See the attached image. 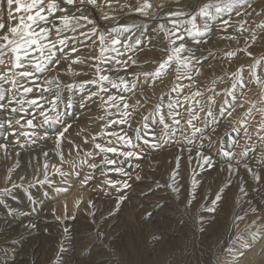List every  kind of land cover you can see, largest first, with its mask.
I'll list each match as a JSON object with an SVG mask.
<instances>
[{
    "label": "snow or ice",
    "instance_id": "6c2138e0",
    "mask_svg": "<svg viewBox=\"0 0 264 264\" xmlns=\"http://www.w3.org/2000/svg\"><path fill=\"white\" fill-rule=\"evenodd\" d=\"M254 16L264 19V2L254 6L253 0H190L187 3L182 0H0V153L5 158H19L18 149L25 145L51 141L58 157V164H50L49 151L42 150V165L39 162L33 165L32 179H28L26 172L20 174L18 180L14 179L20 168L14 163L7 171L5 185L0 187V208L10 216L17 215V210L7 201L23 188L30 202L24 214L31 215L38 211L36 204L44 203L43 197L51 193L53 199L58 198L69 191L61 185H72L75 180L81 187L108 192L109 199L115 193L108 216L116 218L129 201L133 184L143 182L141 164L149 150L158 155L169 146L175 152L164 161L168 165L167 179L163 183L153 181V184L156 190L179 197L184 190L180 182L182 167L191 166L187 195L180 201L186 210L195 205L198 197L204 199L200 196L202 185L198 175L205 169L216 168L223 176L215 192L207 197V204L201 205L209 214H218L225 206L227 193L234 184L233 177L239 176L241 167L257 184H264V108H257L254 101L241 102L252 80L264 88V76L256 71L261 60H255L248 73L244 66L233 71L230 88L218 92L212 86L203 89L197 86L202 69L212 66L210 57L215 59L209 47L217 37L237 43L243 40L245 47L241 51L248 56L253 55V44L264 43V22L250 24ZM99 19L116 26L101 30ZM129 19L133 21L131 24L127 23ZM136 19H141L142 23H135ZM148 21L152 22L150 28L145 26ZM89 41L98 47V53L87 60L75 56L80 51L79 45L88 47ZM227 55L234 57L236 52L230 51ZM92 60L99 63L92 64ZM153 61V70H143ZM62 63L73 77L82 74L74 65L81 69L87 65L95 74L87 80L64 82L59 68ZM165 73L174 74L180 83L170 89L166 104L161 97L154 110L142 116L143 129L147 130L149 123L160 125V134H152L150 140L149 133L145 131L142 135L140 127L135 128L134 138L126 129L114 130V125L132 128L135 114L140 113L142 107L141 100L135 98L138 90L141 94L154 90L157 82H163ZM112 89H117L119 94L112 93ZM46 105L50 107L46 109ZM92 105L104 111V115L92 118L93 122L104 121L100 131L89 135H85L87 129L82 127L71 131L78 119L76 112L88 110ZM238 108H246L249 117L253 111L258 112V126L252 128L242 117L236 122L238 126H232L225 134L226 138L221 137L218 129L225 120L232 124L229 118H233ZM232 132L236 135L232 136ZM73 135L80 138V144L69 139ZM101 138L104 143L97 142ZM241 141L247 143L237 153L235 149L241 146ZM90 142L93 150H84L82 146ZM65 144L69 146L68 155L75 150L79 156L83 151L81 170H77L74 160L65 159ZM250 153L259 155L260 171L250 166L247 159ZM33 158L38 160V157ZM66 164L72 171L64 170ZM159 164L154 161L149 168L154 170ZM84 166L87 173L82 171ZM110 173L120 178L114 180ZM57 176L59 180L55 179ZM37 186L45 189L40 199L31 191ZM236 187L240 192L245 191L239 183ZM149 191L154 193L152 188ZM81 202H76L77 208ZM94 207V202L89 200L86 215L93 225L96 224ZM241 212L234 213L235 230L222 246L233 257L230 264H239L251 251L253 243L264 239V205L252 207L249 204ZM52 214L61 223L65 219H76L75 212L68 214L67 204L64 214L56 215L55 209ZM152 215L153 212L148 213L149 217ZM245 222L246 227L241 230L240 224ZM197 223L202 233L206 231L202 214L197 216ZM27 227L34 229L36 225ZM63 231L67 232L68 228L65 226ZM96 235L99 239L103 233L97 229ZM59 251H63V245Z\"/></svg>",
    "mask_w": 264,
    "mask_h": 264
},
{
    "label": "rangeland",
    "instance_id": "374dc122",
    "mask_svg": "<svg viewBox=\"0 0 264 264\" xmlns=\"http://www.w3.org/2000/svg\"><path fill=\"white\" fill-rule=\"evenodd\" d=\"M122 2H124V0H122ZM182 2L187 3L190 2V0H182ZM262 2H264V0L262 1L253 0L254 6L257 3L260 4ZM256 11L258 12L259 8H256ZM245 19H247V17ZM123 22L124 21L122 19L121 23ZM132 22H133L132 19H129L127 21V23L129 24H131ZM262 22H264V19H262L261 17L254 16L249 23L254 25ZM97 23L101 27V30H106V29L110 30L111 27L116 26L115 24H110L108 22L103 21L102 19H99ZM135 23L137 24L142 23V20L136 19ZM147 24L145 25L146 27L150 28L152 26L151 21H148ZM251 30L252 29L250 28L249 31ZM67 34L70 36L73 35V33H67ZM248 42L251 44L250 37L248 38ZM87 43L89 44L88 47L79 45L80 51L75 53V56H80L87 60L88 57L94 56L96 53H98L99 51L98 47L92 45L91 41ZM244 47L245 44L243 40L237 43L235 41L222 40L219 37H217L214 40L213 44L209 47V51L214 53L215 59H212L210 57L212 66L211 67L206 66L205 68L202 69L203 75L197 78L198 80L197 86L201 87L202 89L205 86H212L215 87L218 92L221 91L222 89L230 88L232 83L231 73L233 71L238 70L240 66H244L246 73L250 72L252 70L250 66L254 63L255 60H261V66L258 69H256V71L258 75L264 76V59H262L264 58V43L257 42L256 44L252 45V52H253L252 56H248L247 53L241 51V49ZM230 51L236 52V56L229 57L227 53ZM91 63L97 64L99 63V61L92 60ZM153 65H154V61L146 65L143 70L151 71L153 70ZM73 67L77 72H81L82 74L79 76L71 77L64 73L61 75L63 77L64 82H73V81L79 82V81L87 80L93 77L95 74L94 69L88 67L87 65H85L83 69H81L80 66L74 65ZM101 67H105V65H101ZM44 75L47 74L45 73ZM173 76L174 74L165 73L164 76L162 77L163 82L162 83L157 82L154 86V90H149L146 92V94H139L138 92L140 91L138 90L137 96L135 98H139L141 100L142 107L140 109V113H142V115L140 113L135 114V122L133 123L132 128H129L128 125H120V126L114 125L113 126L114 130L121 131L120 127H122V129H126L128 131V134L133 136L134 138L135 128L140 127L141 134L143 135L145 131H147L149 133V136H147V138L150 140L153 138L152 134L157 133L159 135L162 126L151 125L149 123V129L145 130L142 127V123H143L142 116L149 115V113L153 111L155 106L160 102L161 97H164V103L165 104L167 103V100L169 99L168 93L170 92V89L176 83H180L179 81H176L175 76L174 77ZM127 78L131 79V76H128ZM42 80H43V76L41 77V80L39 82H42ZM213 81H215V84H213ZM171 82H173L172 85ZM184 83H187V81H184ZM113 90L115 94H119L117 89H112L111 91ZM174 96L175 94L173 93L172 97ZM263 97H264V88H261L260 85L256 84L255 81L252 80L249 89L246 90V96L243 97L241 102H243V100L245 99L249 101H254L256 102L257 108H264V103H260L261 100H264ZM131 102L132 101H130V103ZM46 106L47 108L50 107V105H46ZM62 107L63 106H61V108ZM246 108L245 109L239 108L240 112L236 116H233V118H229L232 120V124L231 125H229L228 123L225 124V128H224L225 130L223 129L222 134L220 133L221 137H225V134L231 131L232 126H238L236 125L237 124L236 122L241 121L242 117L247 120L248 124L251 125L252 128L258 126L260 121L259 113L253 111L252 116L249 117L247 116ZM182 110L183 109H181V111ZM81 111L85 112V110H80L76 112V115L80 116L82 114ZM96 115L97 116L104 115V111L97 108L94 117H97ZM94 117H90L87 119L88 121H85V122H89V124H87L88 126H86L87 130L94 131L96 127L101 126L104 123V121L95 120L94 123L96 124L90 125V122H93L92 118ZM252 128H250V130H252ZM95 133L96 132H94V134ZM89 134H93V132L87 133L86 135ZM231 134L232 136L236 135L235 132H232ZM69 139H74L77 144H80L79 137H75L73 135V136H69ZM97 142L104 143V140L103 138H101ZM245 143H247V141H241V146L237 147L235 151L239 153L241 150H243V145ZM50 144H51L50 146L51 148L49 147L44 151H49L51 155L50 164L58 163V157H56L53 152L51 141H49L48 144L38 143V146L42 145L43 147H46ZM82 147L84 150L87 151L93 150V145L91 144V142L88 145H84ZM18 150L22 152L24 151V149H18ZM168 150L171 151L170 154L149 160L148 167L149 164L153 163L154 161L160 162L159 167L155 168L154 170L148 168L149 170L147 172L146 177L143 179V182H140L138 184V186L143 188L153 184V181L158 180L161 183H163L167 179L166 173L168 170V165L165 164L164 161L166 157H170L174 153L173 150L175 149L169 147ZM64 151H65V156L67 157V158L65 157V159L76 161L77 170H81L79 168V164H80V160L83 158V151H81L80 153V155L82 154V156L80 155L78 156L75 150L72 151L71 155H68L69 146L67 144L64 145ZM109 157L112 158L113 154H109ZM43 159H44L43 156L40 154L38 155V160L34 159L33 157H30L25 159L22 163H20V161H18L19 158H15V157L5 158L3 155L2 158L0 159V187H3L5 185V177L7 171L10 167L13 166L14 163L20 165V168L13 176L14 179L18 180L19 175L25 172L28 175V179H32L33 165L37 164L38 162L42 165ZM99 159H100L99 156H97L96 160ZM190 167L191 166H188L186 164L182 167L183 179L181 180L182 182L181 181L180 182L182 184V189L184 190H182V193L179 197L173 198L168 194V192L157 190V192L162 193L160 196H158L159 198L161 197L160 199L163 198V202H161L160 205H166L164 206L165 208L159 207L160 209L159 212L166 211L172 213L171 215L175 216V218L173 219L169 218L168 214L159 213V212H157V214L158 213L159 214L156 217L158 218L160 217V219L158 218L155 219V215L157 214H154L152 217H149L147 212L148 209L145 207L144 204L130 203L127 207L123 209V211L116 218H114L118 225V226L116 225L117 231L121 233V235H118L113 239L112 235L110 234L111 232L108 231L105 225L106 223L105 221L109 220L108 209L111 207L112 204L108 206L94 205L95 207L92 210H95L96 212L95 225L91 224V218L86 215V210L88 209L87 198L86 199L83 198L80 200L82 202L79 204V208H77L76 206L72 207L68 205L67 206V211L69 210L68 214L71 215L72 212H75L76 216H80L82 218L87 219V222L84 223L83 227L86 230L87 235L90 238V241H92L95 244L103 243L107 250L108 257L114 262V264H172V263L173 264H209V262H211V264H218V261L220 263L229 261L227 264H230V261H232L233 259L230 258V256L226 253V251L223 250L222 246L224 245L230 233L235 230L234 226L232 225V220L234 219V213L242 214L241 209L245 207L247 208L249 204L252 203L251 205L255 206L256 203H260L261 201L264 202L263 200L264 184H257L256 181L253 180L250 175L246 174L245 171L240 170L239 176L233 177L234 184L231 190L228 191L227 193L225 206L221 209V211L218 214L215 215L209 214L204 212L201 205L207 204V197L211 196L215 192L218 185L221 184L223 180V176L216 168L205 169L204 171L200 172L198 175V179L200 180V184L202 185V187L199 189V192H200V196L204 197V199L201 200L198 197L197 201L195 202V205L190 210H186L180 201L183 200L184 197L187 195V188L191 181ZM70 169L71 168L67 164L64 165L65 171H69ZM255 170L260 171V167L258 168L255 167ZM82 171L83 172L85 171L87 173L88 172L87 167L84 166ZM50 172H51V167H50ZM55 178H58V176ZM237 183H239L241 186L245 188L244 192L239 191V189L236 187ZM78 184L79 182L74 180L72 185H66V187L69 188V191L67 193L61 194L56 199H53V194L50 193L49 196L43 197L44 200L43 204L53 205V204H58V202L62 201L63 199L69 200L72 196L71 192H74L76 190L74 189V187H78ZM26 186L27 185L25 184V187ZM84 189L85 188H83V190ZM31 191L35 194V198L40 199L41 198L40 194L43 191H45V189L37 186L31 189ZM107 193L108 192H104L103 194H107ZM145 193H146L145 197L154 198L153 192H150L149 190L146 189ZM19 200L25 202L26 206L19 204ZM7 203H9V206H13L14 208L18 207L17 209H29L30 207L28 194L23 188L17 190L15 192V195L8 199ZM37 205L38 204H36L35 207L39 209ZM83 206H85V208ZM58 210H55L56 215L64 214V211L61 212L60 210L59 211ZM199 214H202L204 216L203 227L206 229V231H204L203 233L199 230L200 226L197 223V216ZM51 216H53V214ZM210 217L211 218L214 217V218L208 220L207 218ZM164 218H167L165 220L168 221H165ZM176 220L177 221L182 220L185 224L179 225ZM171 221L173 222L171 223ZM63 222L62 223L57 222L56 226L53 227H51L52 225L46 226V229L43 233V238L37 242L36 244L37 246L28 250L29 254L28 253L26 254L27 259L24 260L22 264H37V263L54 264L58 261L61 254L59 249L61 245L64 246L68 234V231L64 232L63 228L69 222L67 219H65ZM246 223L247 222L240 224L241 230L245 229ZM97 229H99V231L104 234L99 239L97 238L96 235ZM217 241L219 242L217 243ZM251 254H253L251 258V264H258V263L264 264V257L262 259V254L264 256V239H260L253 243V247L251 251L246 253V255H251ZM244 258L245 257H243V259Z\"/></svg>",
    "mask_w": 264,
    "mask_h": 264
},
{
    "label": "bare ground",
    "instance_id": "6f19581e",
    "mask_svg": "<svg viewBox=\"0 0 264 264\" xmlns=\"http://www.w3.org/2000/svg\"><path fill=\"white\" fill-rule=\"evenodd\" d=\"M257 4H259V3H257ZM86 54H88V53H86ZM59 68H60V75H62V74L65 73L66 75L73 77L71 75V72H66V68H65V65L64 64L59 65ZM89 73H91V72H89ZM65 80H66V78H65ZM42 82H43V80H42ZM42 82H40V83H42ZM172 83L173 82H171V85H172ZM112 93L115 94L114 90L112 91ZM138 93L141 94V92H138ZM260 97H262V96H260ZM46 108H47V106H46ZM97 108L98 107L92 105L90 107V109L85 110V112H82L81 111L82 114L80 116H77L78 119H77V121L74 122V128L71 131L74 132L75 130H77L78 128H81V127L82 128H87L86 126H88L87 124H89V122H85V121H88L87 120L88 118L95 116ZM239 112L240 111H239V108H238L236 110V112L234 113L233 116H236ZM101 113H103V112H101ZM234 118H236V117H234ZM226 123H228V122L227 121H224L223 125L218 129L219 135H220V133L222 134V130L225 128V124ZM95 124L96 123H94V122H90V125H95ZM120 128L122 129V127H120ZM98 131H100V126L96 127L94 131L87 130L86 131V134L87 133H90V132H93V134H94V132L97 133ZM121 134H123V132H121ZM215 138L216 137H214V139ZM50 146H51V144L48 145V146H46V147H43L42 145L38 146V143L36 145H25V147L23 148L24 151L23 152L20 151L22 153H21L18 161H20V163H22L27 158L34 157V156H37L38 157V155L41 154L42 150L44 151L45 149L49 148ZM169 147H171V146H169ZM169 147H168V149H169ZM173 151L175 152V150H173ZM170 152H171L170 150L160 151L159 154L157 155V154H154V151L153 150H149V153L145 156L144 161L141 164L140 175L143 178L146 177L147 172L149 170L148 169L149 168L148 167L149 160L162 157L163 155H168V154H170ZM213 152H215V149H213ZM2 156H3V153H0V159L2 158ZM80 156H82V154ZM247 159L250 161V166H253L254 168L255 167L256 168L260 167L259 166V155L258 154L253 155V154L250 153L249 154V157ZM97 161H99V160H97ZM242 163H243V161H241V165H242ZM241 170L244 171L242 167H241ZM69 171H72V170L70 169ZM243 173H242V175H243ZM109 176H110V178H112L114 180L120 178L119 175L116 174V173H110ZM55 179L59 180L60 178L58 177V178H55ZM138 184L139 183H134L133 184V188H132L131 192L129 193V201L126 202V205L124 206V208L127 207L130 203L131 204L132 203L133 204L134 203L135 204L141 203V204H144L145 207L148 209V211H147L148 213L149 212H153V215L154 214H157V212H159V210H160L159 207H157V205L158 204L160 205L161 202H163V198L160 199L161 197L159 198L158 196H160L162 193L157 192V190L155 189V185L154 184H151V185L146 186V187H143V188L140 187V186H138ZM61 186H65L66 187V185H61ZM83 188H85V187H81L80 184H78V187H74V189H76V190L74 192H71V194H72L71 198L69 200L63 199L62 201L58 202V204H53V205L46 204L45 205L43 203L42 204L38 203L37 206L39 208L38 209L39 211L33 212L31 215H25L24 214V213H26L28 211V209H17L18 207L17 208H14L13 206H10V207H13L14 209H16L17 212H18L17 215L10 216V215H8L6 213V211L3 208H0V264H22V262L27 259L26 254L28 253V250L31 249V248H34L35 246H37L36 245L37 242L43 238V233H44V231L46 229V226L47 225H52L51 227L56 226V223L57 222L53 219V216H51L52 215V212H53V209H55V210H58L59 209L61 212H63L64 211L65 204H67V206L70 205V206L73 207V206H76V202L78 200H81L83 198H85V199L87 198L88 201L89 200H92L94 202V205L95 206H103V205H107L108 206L110 204L113 205L114 202H115V196H116L115 193H113L112 194V198L109 199V194L108 193L107 194H103V193H101L99 191H93L92 188H85L84 190H83ZM150 188H152L154 190V195H153L154 198L145 197L146 189L149 190ZM87 189H88V191H87ZM99 193H100V195H99ZM19 204L26 206L25 202L20 201V200H19ZM258 204L259 205H264V202L261 201L260 203H256V205L255 206L252 205V207H256ZM83 207L85 208V206H83ZM159 213L168 214V217L169 218H172V219L175 218V216L171 215L172 213H169V212H166V211H160ZM57 214H59V213H57ZM158 214L155 215V219L158 218V217H156V216H158ZM47 215H50V216H47ZM213 218L210 217V218H207V219L209 220V219H213ZM158 219H160V217ZM165 219H167V218H164V220ZM67 220L69 222L68 224H66V227L68 228V234H67V237H66L65 244L63 246L64 249H63V251L60 254V258L54 264H114V262L108 257L107 250H106V248H105V246H104L103 243L95 244L92 241H90V238L87 235V232H86V230L83 227L84 226V223L87 222V219L82 218L80 216H76V219L75 220H70V219H67ZM165 221H168V220H165ZM173 221H171V223ZM176 221H175V223H176ZM215 221H216V219H215ZM168 223H170V222H168ZM177 223L179 225H182V224L184 225L185 224L182 220H178ZM31 224H35L36 227L34 229L28 228L27 226L28 225H31ZM105 225H106V228L108 229V231L111 232L110 234L112 235V238L113 239H114V237H116L118 235H121V233H119L117 231V226L118 225H117V222H116V220L114 218H109V220L105 223ZM176 227H177V225H176ZM177 234H178V232H177ZM107 236H108V234H107ZM45 239H46V237H45ZM256 252H257V250H256ZM252 256H253V254H251V255H245L244 256L245 258L244 259L242 258V260L239 263L240 264H251V258H252ZM263 257L264 256L262 254V259H263ZM230 258L233 259V257H231V256H230ZM262 259H261V261H262ZM228 262H221L220 264H227ZM37 264H39V263H37Z\"/></svg>",
    "mask_w": 264,
    "mask_h": 264
}]
</instances>
